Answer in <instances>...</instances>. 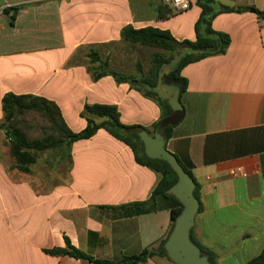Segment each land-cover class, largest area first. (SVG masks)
Here are the masks:
<instances>
[{"label":"crops","instance_id":"crops-1","mask_svg":"<svg viewBox=\"0 0 264 264\" xmlns=\"http://www.w3.org/2000/svg\"><path fill=\"white\" fill-rule=\"evenodd\" d=\"M216 1L264 10V0ZM161 2L0 0V264H120L167 235L170 199L158 197L140 214L123 209L148 200L159 175L105 129L72 144L67 182L48 190L21 177L1 149L2 99L10 92L55 101L75 132L87 124L85 104L94 103L116 105L124 124L151 127L161 114L155 99L111 75L93 80L85 64L89 49L81 62L68 61L79 47L94 45L119 71L112 64L117 49L145 47L122 39L129 24L195 39L201 13L195 0L167 18L158 16ZM213 28L230 35V46L182 69L184 117L167 148L200 185L193 238L216 264H246L264 248V19L250 10L224 12ZM66 239L92 259L49 251L66 247ZM166 260L134 264H176Z\"/></svg>","mask_w":264,"mask_h":264},{"label":"trees","instance_id":"trees-1","mask_svg":"<svg viewBox=\"0 0 264 264\" xmlns=\"http://www.w3.org/2000/svg\"><path fill=\"white\" fill-rule=\"evenodd\" d=\"M195 3L201 8L200 16L195 23V39L177 40L169 30L154 26L135 28L129 24L122 29L121 37L124 41L133 45L139 44L158 49L152 54V65L147 72L140 67L139 75L136 76L121 73L111 68L109 58H103L94 45L79 47L68 61V64L81 62L80 56L84 54V50L89 49L86 54L88 61L85 64L93 80L111 75L117 82L129 83L131 87L136 88L145 96L155 99L160 106L161 114L151 127L140 124H124L120 119V112L116 105L94 103L85 104L81 114L86 118L87 124L82 130L75 132L66 123L58 104L49 98L10 92L5 94L2 99L4 117L1 126L6 134L5 144L8 147L12 163H14L13 166L15 165L19 170L29 172L30 165L38 162L50 151H58L60 154L66 152L70 164L72 144L81 139H88L94 136L98 130L105 129L132 149L135 160L139 164L158 173V182L148 200L124 204L122 207L129 214H140L149 211L158 197L170 199L172 221L170 229L157 245L146 247L138 254L123 257L120 264H134L154 256L165 257L170 260L165 249V242L173 229L175 219L180 215L183 208L180 201L168 193L169 188L178 180L176 172L165 160L153 159L146 155L139 132L146 130L152 135L156 132H163L166 139H169L172 136L173 128L184 117V108L174 112L167 100L146 90L144 85L157 83L161 65L174 57L176 47H180V60L168 74L164 75L163 81L167 84H176L180 87L181 93L185 92L188 87V79L182 74V69L186 65L208 56L226 53L231 43V37L228 33L213 28V20L217 15L224 12L250 10L255 12L259 18L264 19V10L255 6L233 8L216 0H195ZM9 10L6 9L5 12H9ZM157 10L160 18H167L177 13L164 1L158 5ZM184 168L194 178L191 170L185 166ZM195 182L194 194L200 199V185L197 181ZM191 239L200 246L212 264H216L212 254L193 238L192 229ZM49 251L54 254H69L79 258L92 259L91 256L73 246L69 239H66V247L54 248ZM246 264H264V248L258 256Z\"/></svg>","mask_w":264,"mask_h":264},{"label":"water","instance_id":"water-1","mask_svg":"<svg viewBox=\"0 0 264 264\" xmlns=\"http://www.w3.org/2000/svg\"><path fill=\"white\" fill-rule=\"evenodd\" d=\"M179 50L180 47H176L174 57L161 65L157 83L144 85L146 90L167 100L174 112L180 111L183 107L180 101L181 90L176 84L165 83L163 77L179 62ZM139 136L143 142L146 155L153 159L158 158L168 162L178 177L177 182L169 188L168 193L174 195L183 208L180 215L175 219L173 229L165 242L168 257L176 264H212L200 246L191 239V229L200 208V200L194 194L196 187L194 178L186 171L178 157L167 148V139L163 132H156L152 135L148 131L142 130L139 132Z\"/></svg>","mask_w":264,"mask_h":264},{"label":"rangeland","instance_id":"rangeland-1","mask_svg":"<svg viewBox=\"0 0 264 264\" xmlns=\"http://www.w3.org/2000/svg\"><path fill=\"white\" fill-rule=\"evenodd\" d=\"M157 50V48L146 46H138L136 49L120 48L114 52L112 56V64L122 73L138 76L140 67L145 72L151 68L152 52ZM108 57L109 56H107V58ZM5 143L6 140L2 142L1 149L5 154L7 161L10 162L9 155L7 154L8 156H6L7 146ZM13 164L14 163H11V166L15 167ZM69 167L70 164L68 162V154L66 152L60 154L58 151H50L46 153L38 162L31 164L29 172H24L21 170V173H24L20 175L21 177L28 178V180L37 185L40 190H48L57 183L67 182ZM15 175L18 177V174ZM166 261L172 263L168 260Z\"/></svg>","mask_w":264,"mask_h":264},{"label":"built area","instance_id":"built-area-1","mask_svg":"<svg viewBox=\"0 0 264 264\" xmlns=\"http://www.w3.org/2000/svg\"><path fill=\"white\" fill-rule=\"evenodd\" d=\"M177 12L187 10L191 6V0H163Z\"/></svg>","mask_w":264,"mask_h":264}]
</instances>
